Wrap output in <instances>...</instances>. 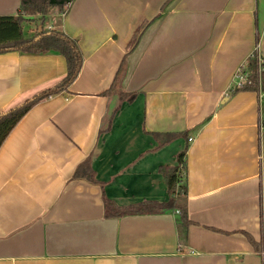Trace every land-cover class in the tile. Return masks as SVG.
I'll return each mask as SVG.
<instances>
[{
    "label": "crops",
    "instance_id": "crops-1",
    "mask_svg": "<svg viewBox=\"0 0 264 264\" xmlns=\"http://www.w3.org/2000/svg\"><path fill=\"white\" fill-rule=\"evenodd\" d=\"M31 20L24 38L60 31L82 64L0 144V264H264V98L230 91L256 47L264 60V0H72ZM123 60L132 101L102 95ZM65 73L56 53H0V115ZM181 152L187 225L112 216L105 200L167 202L160 169ZM87 159L94 182L74 177Z\"/></svg>",
    "mask_w": 264,
    "mask_h": 264
},
{
    "label": "trees",
    "instance_id": "trees-1",
    "mask_svg": "<svg viewBox=\"0 0 264 264\" xmlns=\"http://www.w3.org/2000/svg\"><path fill=\"white\" fill-rule=\"evenodd\" d=\"M71 2L72 0H21V10L19 14L16 16L0 17V53L8 51H18L23 54L56 53L64 58L66 64L65 76L59 83L35 95L22 105L0 115V144L18 121L34 105L51 96L66 91L76 79L81 68L82 56L77 43L73 39L55 30H35L31 37H23V23L25 21L33 22L31 18L35 16H44L52 7L63 11ZM23 15L29 18H24ZM138 33L139 30H136L130 44L134 43ZM245 62L246 69L250 71V84L245 85L241 89L233 90L232 92L250 91L254 93H264V62L261 64L263 70L260 73L256 55L250 56ZM124 68L125 64L123 60L115 73L109 89L102 93V95L116 93L120 100L132 101L134 99V93H124L119 90L120 83L124 77ZM178 136L179 135L169 136L168 140H172ZM184 155L185 152L178 154L176 158L177 164L174 167L160 169L166 182L168 193L167 202L158 203L145 201L127 208H117L109 201L105 200V205L107 207H112V210H114L112 216L119 217L125 214H153L167 209H175L179 213L182 224L187 225L186 170L183 160ZM74 177L94 182V172L90 167V160H85L76 168Z\"/></svg>",
    "mask_w": 264,
    "mask_h": 264
},
{
    "label": "built area",
    "instance_id": "built-area-1",
    "mask_svg": "<svg viewBox=\"0 0 264 264\" xmlns=\"http://www.w3.org/2000/svg\"><path fill=\"white\" fill-rule=\"evenodd\" d=\"M253 55H256L258 66H259V73H260L263 70L261 64L264 62V60L261 57L260 53L258 52L257 47L250 54V56H253ZM249 75H250V71L246 69V62H244L241 66L237 68V70L233 74L231 84H230V91L232 92L233 90L241 89L245 85L250 84ZM255 94H257L259 100L264 98V93L262 92L255 93ZM259 130L260 132L264 131V123H261L259 125Z\"/></svg>",
    "mask_w": 264,
    "mask_h": 264
},
{
    "label": "rangeland",
    "instance_id": "rangeland-1",
    "mask_svg": "<svg viewBox=\"0 0 264 264\" xmlns=\"http://www.w3.org/2000/svg\"><path fill=\"white\" fill-rule=\"evenodd\" d=\"M34 1H38V0H34Z\"/></svg>",
    "mask_w": 264,
    "mask_h": 264
}]
</instances>
